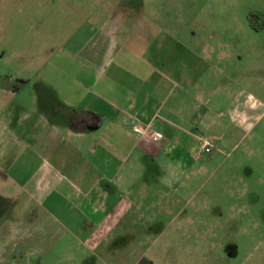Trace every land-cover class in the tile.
<instances>
[{
  "label": "rangeland",
  "instance_id": "rangeland-1",
  "mask_svg": "<svg viewBox=\"0 0 264 264\" xmlns=\"http://www.w3.org/2000/svg\"><path fill=\"white\" fill-rule=\"evenodd\" d=\"M146 21L166 32L148 54L214 56L200 91L172 95L169 124L157 123L191 146V161L179 156L191 167L134 154L127 187L82 189L96 215L67 183L37 198L38 219L26 197L7 204L14 191L0 187V215L15 208L0 220V264H264V0H0V77L76 79L99 39L120 41Z\"/></svg>",
  "mask_w": 264,
  "mask_h": 264
},
{
  "label": "crops",
  "instance_id": "crops-1",
  "mask_svg": "<svg viewBox=\"0 0 264 264\" xmlns=\"http://www.w3.org/2000/svg\"><path fill=\"white\" fill-rule=\"evenodd\" d=\"M158 27L146 21L120 41L110 39L100 45L99 39L94 44L96 53L89 56L90 63L78 71L76 79L64 80L68 77L65 70L45 75L41 70L36 80L20 77L26 81L20 91L0 87V187L14 191L7 204L18 205L26 197L23 210L33 204L38 219L41 201L37 198L42 199L53 182L55 188L67 183L80 191L77 196L88 213L96 215L98 207L87 200L89 191L83 194L82 189L86 184L94 189L116 181L119 187H127L128 176L121 173L127 158L134 154L161 156L163 163L177 169L191 167L179 160L185 152L191 161V146L189 150L182 147L179 133L165 136L157 123L168 122L170 110L165 111L167 115L162 113L172 95L180 94L179 90L200 91V76L212 67L214 56L148 54L154 38H159V48L166 37ZM140 47L146 49L143 56L138 55ZM23 92L28 100L21 96ZM136 123L162 133L163 139L157 144L145 142L133 132ZM134 165L129 168L130 175ZM109 166L114 168L110 172ZM98 195L107 196L105 189ZM4 197L0 193V200ZM11 209L15 208L4 210L0 220L7 218Z\"/></svg>",
  "mask_w": 264,
  "mask_h": 264
},
{
  "label": "built area",
  "instance_id": "built-area-1",
  "mask_svg": "<svg viewBox=\"0 0 264 264\" xmlns=\"http://www.w3.org/2000/svg\"><path fill=\"white\" fill-rule=\"evenodd\" d=\"M133 132L140 136L145 142L149 143L163 137L162 133L151 131L148 127H144L143 125L136 123L132 127ZM209 143H206L203 147H209ZM210 148H207L206 152L210 151Z\"/></svg>",
  "mask_w": 264,
  "mask_h": 264
},
{
  "label": "trees",
  "instance_id": "trees-1",
  "mask_svg": "<svg viewBox=\"0 0 264 264\" xmlns=\"http://www.w3.org/2000/svg\"><path fill=\"white\" fill-rule=\"evenodd\" d=\"M26 85L25 80H11L9 76H3L0 78V87L8 91H20ZM208 152H212V149Z\"/></svg>",
  "mask_w": 264,
  "mask_h": 264
},
{
  "label": "flooded vegetation",
  "instance_id": "flooded-vegetation-1",
  "mask_svg": "<svg viewBox=\"0 0 264 264\" xmlns=\"http://www.w3.org/2000/svg\"><path fill=\"white\" fill-rule=\"evenodd\" d=\"M155 225H159V224H155ZM163 227H164V225H162L161 227L160 226H157L156 228H155V235H152V236H154L153 238H155V241H156V243H155V241H154V246L155 245H157L160 241L162 242L163 240H162V231H163ZM146 234L148 235V236H151V235H149V232H148V230L146 231ZM141 236L139 235V238H140ZM145 258V257H144ZM141 259H142V257H141ZM146 259V258H145ZM149 264H152L151 263V261L149 262Z\"/></svg>",
  "mask_w": 264,
  "mask_h": 264
}]
</instances>
